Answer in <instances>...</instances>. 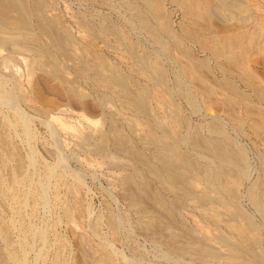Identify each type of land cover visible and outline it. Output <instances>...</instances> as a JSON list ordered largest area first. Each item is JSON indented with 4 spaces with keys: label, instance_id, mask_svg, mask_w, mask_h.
Here are the masks:
<instances>
[{
    "label": "bare ground",
    "instance_id": "1",
    "mask_svg": "<svg viewBox=\"0 0 264 264\" xmlns=\"http://www.w3.org/2000/svg\"><path fill=\"white\" fill-rule=\"evenodd\" d=\"M120 1H121V5L123 6V4H125L126 7L132 13L133 19L131 17V20H133V22L131 25L136 24L138 26L137 28H141V30L142 29L145 30L147 35L149 34L148 36L152 37L150 39L155 41L158 47L162 51H166L168 53V51H170L169 49L171 48L180 51V53L182 54L181 58L179 57L176 60H174L178 63V65L175 64L176 67L179 66L180 74L182 73L184 78L187 77L189 82L191 81L192 83H195L198 85L199 88H196V89H199L202 93L207 95V100L208 98L211 101L214 99L215 101L219 100L221 102V105L223 104L225 105L224 107L226 106L229 107L230 109L229 111L236 109L237 106H241L243 111H245V114L243 116L244 117L250 116L249 119H252V122H251L252 124L250 125L248 124V125L249 126L253 125L254 129L259 130L264 134V110L262 106H260L261 109L257 108L258 105L254 107L255 106L253 105L254 102L253 104H251L252 102H250L251 100L249 99L250 95L248 96L246 94L247 92L245 93V91L239 89L237 84L227 76L228 74L237 75L239 80L241 79L247 87L252 89V91L254 92L253 94L257 96V99L264 102V89H262L264 87L262 88L260 87L262 84L258 82V78L256 77L257 80H255V76H252L250 73L251 70L250 71L248 70L250 68H246V65H245L247 62L249 63L248 60L245 63L247 57L251 56L252 55L251 53L254 52V51L250 52L251 55H247V57L245 58L246 53L251 51L248 48L249 50L245 53V51L247 50V46H250L251 44H255V42H253V38L255 37L254 35H257V37H260L259 33L264 30V26L262 25L263 21L260 20L261 22L259 23L258 20L254 19L256 20V22L254 23L253 22L254 20H253L252 21V23H254L252 26L253 28L250 27L252 28L251 29L252 31L251 30L246 31L247 29L242 30V28L241 30H239L240 27H237V26L241 25L242 23L237 24L234 30H232L233 28L230 30L232 26L227 25V27L228 26L230 27L229 30L227 27L224 26L227 29H224L223 31H220V32L217 29H216L217 31L216 30L213 31L212 28H214V26L213 24H211V22L208 21L209 19H207V16L210 13V11L214 9V6H217L218 2L216 3L215 0H171L172 2H174L180 7L181 9L180 11H182L181 13L183 14V20L180 22L178 26L179 31L177 32L176 30H174L173 28L174 26L172 27V25L170 24L171 22H169L170 18L168 19L169 15L167 16V14H169L170 12L166 14L167 11L164 9L163 0H120ZM245 1L246 0H244V2ZM252 1H254V4H253L254 7H256L257 4L255 3V0H252ZM252 1L251 2L248 1L250 3L249 5H251ZM256 2L260 4L258 1ZM237 3H238V0H237ZM245 4H248V3H245ZM219 5H220V2H219ZM231 5L227 7L223 5L222 6L226 8L228 7L231 8L235 4H233L232 6ZM244 5H243V2L238 3V6L240 7H243ZM257 7H260V6L257 5ZM215 9L217 11L220 10V8L218 10L216 7ZM221 11L219 12L221 13ZM224 11L226 10L224 9ZM214 12H212V14H209V15L210 16L213 15ZM46 14L44 13V1L43 0H0V45L1 47L4 45H10L15 50L20 49V48L23 49L24 47L30 48V46L34 48L32 49V53L34 52V56L33 54L31 55L32 56V67H34L37 71L41 73V77H42L41 79L43 80L42 82L47 83L48 86L52 84L53 90L55 89L54 91L57 90L59 92H62L63 95L64 96L66 95L67 98L70 97V100L73 98L77 101H81L84 97L88 95L85 96L82 92H80L79 89H77L76 87L77 85L76 86L72 85L71 83L72 80H70L71 78L69 79L65 75L66 70H64V67H63V62H66L68 60H73L74 62L73 68L75 70L74 72H76L78 77H81V80L82 78L83 80L84 79L87 80V82L91 84V86L89 87L93 86L92 88H94L97 92L96 100L98 101L100 105L101 104L104 105V101L106 99L105 95H107V92L111 90L115 92L118 96H120L119 98H122L121 100H123L124 104H127L130 108H132L133 111L137 115H142L144 117H147L146 118L147 120L149 116L151 115L150 113L152 112V111L150 112V108H149L150 104L148 105V102H147V98L149 94L148 86H145V84L144 86L136 85L137 83L135 82L134 78L132 79L130 77V74L128 75V73L125 74L123 72L120 73L121 71L120 72L118 71L120 70L118 69L119 67L117 68V66L115 65H112V66L111 64L109 65L107 61L105 60L106 57L105 56L103 57L101 55L102 52L98 51L97 49H96L97 51L90 49L91 47L93 48V46H91L92 40L90 42L88 41L89 43L86 41L88 43V46H91L89 48L90 50H89L88 55L85 54L86 52L83 53L85 56H81L80 54L78 57L76 56L77 53L74 55L73 45H74L75 38H72L71 36L72 34L70 35V32L68 31L69 29H67L65 25L61 23L60 17L58 18V16L56 15L48 16ZM101 19L102 18H100V20ZM131 20H128V21H131ZM95 23L93 22L92 24L91 22V25H90V22H89L88 23L89 25L87 24L88 27L90 26L89 29L91 30V31L89 30V35L91 32L93 37L102 38L103 34H105L106 32H110L107 30H111V31L119 30V28L118 29L116 28V30L114 29L115 25L114 26L112 25L113 27H109L110 25L106 26V25H103L102 23L100 24L99 22L98 24H95ZM244 23L247 25V22H244ZM244 23L242 25H244ZM218 24H222V23H218ZM209 25H212V28L211 26L209 27ZM220 26L223 27L222 25ZM33 29L36 30V32H34ZM122 31L120 30V32ZM43 36L46 37L47 43L46 42L41 43L44 40L40 42L39 37H43ZM261 36L263 35L261 34ZM90 39H87V40H90ZM134 44H131V46H135ZM194 44L199 46L200 50L202 49L207 52H210L214 58L216 57V60L218 61V63L217 65L216 64L215 65L224 74L222 78L217 79L214 77H211V78L209 77V75L210 76L213 75L214 74L213 72H216V71H213L211 74L212 68L209 69V62H208L210 60H207L204 57L203 59L197 58L198 56L196 57L193 54L194 52L192 51L191 45H194ZM129 46L130 45H128V47ZM83 47H84V44H83ZM135 50L137 49H134V51ZM140 53L139 52L138 54L133 53L134 54L132 57L133 63L131 64L130 68L128 67L129 70L130 71L135 70L137 72H142L145 74L144 76H146V74L148 73L147 75L148 77L149 76L151 77V79L153 80V83L155 84L161 83L160 85H162L164 80L166 79V77L164 78L166 71L164 70V66H162V64L158 61L157 55L154 54L156 55L155 57L154 55L149 56L147 54L149 53L148 51L145 53L144 51L143 53L141 54ZM216 60H215V63H216ZM34 68H32L33 71H34ZM177 74H178V71H177ZM176 77L174 76V79H176ZM182 79L181 81L184 82L183 81L184 79L183 80ZM167 80H166V83H167ZM256 81L260 85H258ZM53 82L55 84H53ZM166 83L164 82L163 85H165ZM176 83H177L176 84L177 86L181 85L179 78H177ZM184 84H182V86ZM35 85H36V82H35ZM192 85L193 84H191L190 86ZM39 87L40 86H38V88ZM105 88H107L108 90L106 91ZM166 88H169V87H166ZM170 88H171V85H170ZM179 88L177 89L176 87L177 92L178 90L179 92H181L180 90L181 88L180 89ZM188 88L189 87L186 88V91L188 93H191L190 90L189 91L187 90ZM0 89L3 90V88H0ZM218 92L219 93L222 92L221 98L220 96L216 97V94ZM40 93L42 94V92ZM186 94L184 95L186 96ZM187 95L190 97L189 94ZM5 97L7 99L12 100V96H8V94L7 96L5 95ZM2 101L3 99L0 98V102ZM92 103L94 104V101ZM210 103H213V102H210ZM7 104H9L11 108H13L12 106L14 104H11V102H6V105ZM175 105L172 104L169 107L171 106L173 107ZM84 107H86V105ZM176 108L170 109V114H169L170 117H168L169 122L166 119L168 122V125H166L165 122L163 123V121H159L161 118L159 120L150 119L151 126H152L150 127L151 132L148 134L146 133V135L144 136H140L139 141H135L131 137V135L125 133L122 130L123 128L117 123L118 121L117 122L114 121V119L111 117L112 114L111 116L108 114L109 115L107 117L108 127L106 128V130L105 129L99 130L98 129L99 127L96 124H95L96 128H94V126L92 128L93 124L89 121L92 125L90 124L89 125L90 127L88 126L89 129L87 130L86 133L83 132L82 135H79L77 134L78 130L77 132L75 130L73 131L74 128L70 130L72 127L69 129V131L70 132L73 131L72 132L73 136L77 134V137H79L81 144L86 146L85 148L89 149L91 153H95V154L100 155L101 157L107 158V161L110 160L113 164L116 165V167L117 166L124 167L125 172L123 173L121 177L122 179L120 181L121 182L120 187L122 189H119V190H121L122 195L129 202L130 207L135 209L136 213L137 214L140 213V215L143 217V219H141L138 223L140 230L146 233L151 238L153 239L155 238V239L162 241L164 243L163 246L166 247L167 253L170 252V254L172 253L174 255H181V256L182 254L189 255L190 259L192 258L194 260L201 261V263L207 259L208 260L209 259L210 260L222 259L221 264H243V263L244 264H264V251L261 252L257 250L258 244H260L259 240H261L259 239V236H257L259 235L258 234L259 228H257L258 226L252 222V219H250L247 215H244V212H242L240 205L238 206V202H235L236 200L234 199L235 192H237L236 189L237 187L239 188L238 185L244 180L243 178L247 177V176L245 177V175L247 174L246 170L248 169H246V167L248 163L246 164V161H247L245 159L246 157L244 158V156H247V155L243 153L245 151L242 150L240 146L237 147L238 145L236 146V143L233 142L226 135L227 132L226 133L224 132L225 129H223V126L217 120L210 121L211 119L209 118L210 122L206 123L207 124L206 127L208 128L209 135L208 134L203 135L202 132L199 131L200 129H197V128H194L192 130L187 131L186 133H183L185 131H182V127L186 128L185 126L188 125L187 124L188 122L185 123L186 119L184 122V119L180 116L179 109L177 110ZM57 109L61 111L64 110L62 107H58ZM242 109H241V112H242ZM238 111H237V114H235V116H239L237 118H240V115H238ZM15 112L16 111H14V113ZM233 112L234 111H232V114H234ZM22 114H20L17 111L13 119H14V123L16 124V126L20 125L22 127L21 129L23 130L22 133L24 132L23 134H25L27 137L29 136L27 132L29 123L27 122L28 119L25 117V114H24V117L27 120L24 119ZM230 115H227V117ZM235 116L234 118H236ZM237 120L239 121L241 119H237ZM234 122L237 123L236 120ZM241 125L242 124H240V126ZM259 131L257 132L259 133ZM7 135L8 134H5L4 131L2 132V130H0V151H1L0 154L2 156V162H0V209H1V206L4 204L3 207H8L11 211H13L14 210L13 205H14L18 208L17 210L18 213L16 214V218H14L13 216H10L7 221L4 220V218L2 220L1 218L2 215L0 216V226L3 231L2 234L0 233V235L2 238H4L5 246H6V248L0 246V264H23L24 260L21 256L22 254L20 255V248L16 246L15 243L13 242V239L10 236V234H12L10 233V230H11V227L15 225V222L17 223L19 222L18 217L20 218V215L22 213V208L25 203V201L23 202V201L17 200V197L20 193L21 185L24 182V180L21 178V173H23L24 171L23 167H24L25 161L19 156L20 154L18 155V153L15 151V149L13 148L10 142L11 139L9 140L10 137ZM181 145L190 147V150L192 149L193 150L192 152H196L197 155L199 154L198 156H201V158H199L197 155H193V153H190V151L189 152L186 151L187 148L186 150H184L185 147L181 148ZM110 152H112L113 154H111ZM114 153H120L124 157V159L122 158L123 161L120 160L117 154H114ZM202 154L203 155L206 154L207 156L206 155L204 156H206L208 160L207 159L204 160L203 158L204 156ZM94 156L96 157V155ZM10 159L13 160L12 165L6 169L7 172H5L6 175L4 176L5 165ZM57 159H59L58 163L60 164L62 160L60 159V157H58ZM259 159L261 162L260 166L262 165L261 173L259 172L260 176L256 178L257 180L254 179L255 181L251 185L249 184V188L247 187L248 189L246 190H248V195H249L251 204H253V206L261 213L262 217L264 218V154H262ZM30 160L31 158L26 160L27 165L32 164ZM52 168L53 167H49L47 169L48 177L45 179V181L43 180L44 182L42 181L43 182L42 184L39 182L41 186H39V183H38V187H40L38 191L40 194L41 201H43L44 195H46L44 194V192L46 193L45 191L47 188L46 184L48 182L47 180H49V176L52 175ZM82 183H83V180H82ZM193 186L196 189H193L192 188ZM54 188H56V185H54ZM167 194H170L172 196L171 198L173 201L169 199L170 197L167 198ZM7 197L10 198V201H7L6 202L7 204H6L5 200ZM188 199H191V201L193 200L192 203L196 202L198 206H200V208L201 206L203 208L204 205L210 204L208 205L211 207L209 209H212L210 210V213L212 211V215L210 216H212L211 218L215 220V223L216 221L217 222L218 221L220 222V220L223 221V219L225 221V218L223 217H226V216H227V219H230V221L231 219L237 221L239 220L237 218H240L241 220H243L242 222L243 225L239 227L242 228V230L245 233L243 234L242 232H240L243 235L240 236L239 239H236V237H238L236 236L233 239L231 238L232 240L231 239L229 240L228 239L229 237L228 238L225 237L224 235L225 233L224 234L215 233L216 235L215 234L213 235L211 234V232H204L205 230H202V229H201L202 231H198V229L196 231V230H192L186 227L181 220L182 218L181 219L179 218V210H178L179 207L178 206L185 204L187 201L190 202ZM69 204L63 207L62 216L65 218L66 222L69 221V219L72 216L70 214L71 213L70 206L68 207ZM187 205H190V203H188ZM218 207H223V209L225 210V214L223 212V215L225 216L222 217V212L218 210ZM197 208L199 209V207ZM78 210H81V207ZM241 220L239 221L241 222ZM109 221H110L111 226H114V221L112 219H109ZM238 222H233V223H238ZM232 224H229V225H232ZM238 225H240V223ZM19 226H20V229L24 228L25 230L26 224L24 223L23 219L19 223ZM28 227L32 230L31 226H28ZM33 231L36 232V234H38V237L42 239L45 237L44 235H46L43 230H38V231L33 230ZM33 231H31L30 233H33ZM22 233H23V230H22ZM216 243L224 246V250L221 251L222 249L220 250L217 249ZM108 249L107 247L105 248L104 246L98 244L97 246V251H98L97 259L98 260L96 258H95L96 260H94V261L99 262V263L97 262V264H115L114 262L115 258L113 257L112 253ZM55 253H56L55 255L56 257L52 263L53 264H63L64 261H63L62 242H60L59 245L57 246V250ZM83 254L79 255L81 256V259H82V262H80V264H85V261H86L85 259L88 257V256L86 257L85 253ZM95 254H97V252ZM37 255L36 257L39 256ZM140 263H141V260H140Z\"/></svg>",
    "mask_w": 264,
    "mask_h": 264
},
{
    "label": "rangeland",
    "instance_id": "2",
    "mask_svg": "<svg viewBox=\"0 0 264 264\" xmlns=\"http://www.w3.org/2000/svg\"><path fill=\"white\" fill-rule=\"evenodd\" d=\"M43 1H44V13L45 14L47 13L46 15L48 16L56 15L58 16V18L60 17L61 23L65 25L67 29H69L68 31L70 32V35L72 34L71 35L72 38H75L74 45H73L74 48L72 47L73 54L75 55L77 53L76 56L78 57L80 54L81 56H85L83 53L86 52L85 54L88 55L90 49H93V50L97 49L98 51L102 52L101 55L103 57L104 56L106 57L105 60L107 61L109 65L111 64V66L115 65L117 66V68L119 67L118 69L120 70L118 71L119 72L121 71L120 73L123 72L125 74L128 73V75L130 74V77L132 79L134 78L135 82L137 83L136 85L144 86L145 84V86H148L149 88L148 93L151 95L148 94L147 102H148V105L150 104L149 108H150V112L151 111L152 112L150 113L151 117L149 116V118L146 120L147 117H144L142 115H137L133 111L132 108H130L127 104H124L123 100H121L122 98H119L120 96H118L115 92L111 90L107 92V95H105L106 102L104 101V105L101 104L102 105L101 106L96 100L97 92L94 88H92L93 86L89 87L91 86V84L88 83L87 80L85 79L83 80V78L81 80V77H78L76 72H74L75 70L73 68V64H74L73 60H68L66 62H63L64 70H66L65 75L69 79L71 78L70 80H72L71 81L72 85L74 86L77 85L76 86L77 89H79V91L82 92L85 96L86 95L88 96L84 97L81 101H77L73 98L70 100V97H68L69 98L68 99L66 95L65 96L63 95L62 92H59L57 90L54 91L55 89L53 90L52 84L49 85L50 86L49 87L47 83L42 82L43 80L41 79L42 78L41 73L37 71L34 67H32V56L31 55L33 54L34 56V52L32 53V49L34 48L30 46V48L24 47L26 48V49L23 48L24 50L21 48L15 50L10 45H4L2 47L0 45V83H1L0 86H2L0 88H3L4 90L3 91L2 89H0V96H1L0 98L3 99L2 101L3 103L0 102L1 104L0 105V130H2V132L4 131L5 134H8L7 136L10 137L9 140L11 139L10 142L13 148L18 153V155L20 154L19 156L22 159H24L26 163V164L24 163V167H23L24 171L23 173H21V178L24 180V182L21 185L20 193L17 197L18 201H23V202L25 201V203L22 208V213L20 215V218L18 217L19 222L18 223L15 222V225L12 226L10 230V233H12L10 234V236L13 239V242L15 243L16 246L20 248V255L22 254L21 256L24 260L23 264H53L52 262L55 260V257H56L55 252L60 242H62L63 244V261H64L63 264H80V262H82V259H81V256L79 255L83 253L86 254V257L88 256L85 259L86 260L85 264H97L98 261H94V260L98 258L97 257L98 256V251H97L98 244L104 246L105 248L107 247V249L109 248L108 250L112 253L113 257L115 258V261H114L115 264H138V263L139 264H199V263L200 264H221L222 259H219V260H210V259L208 260L207 259V260H204L206 262L203 261L201 263V261H197L192 258L190 259L189 255L182 254L181 256V255H174L172 253L170 254V252L167 253L166 247L163 246L164 243L162 241L155 239V238L153 239L150 236H148L146 233L141 231L138 226V223L141 219H143V217L140 215V213L137 214L135 209L130 207L129 202L122 195L121 190H119V189H122L120 187L121 186L120 181L122 179L121 177L123 173L125 172L124 167L123 166L116 167V165L113 164L110 160L107 161V158L101 157L100 155L95 154V153H91L89 149L85 148L86 146L81 144L79 137H77V134L82 135L83 132L86 133L91 123L93 124V125L91 124L92 128L93 126L94 128H96V125H97L99 127V128L97 127L99 130H104V129L106 130V128L108 127L107 117L109 115L111 116L112 114L111 117L114 119V121L116 122L118 121L117 123L123 128L122 130L125 133L131 135V137L135 141H139L140 136H144L146 135V133L148 134L151 132L150 127L152 126H151L150 119L159 120L161 118L159 121H163V123L165 122V124L168 125V122H169L168 117H170L169 115L170 109L176 108V107H177L176 108L177 110L179 109L180 116L184 119V122H185V119H186L185 123L188 122L187 123L188 125L186 124L187 126H185L186 128L182 127V131H185L183 133H186L189 130L197 128V129H200L199 131L202 132L203 135H206V134L209 135L208 128L206 127L207 125L206 123H209L212 120H217L218 122L221 123V125L223 126V129H225L224 132L228 133V134L226 133V135L233 142L236 143V146L238 145L237 147L240 146V148L245 151L243 153L247 155V156H244V158L246 157L245 159L247 160V161L245 160L246 164L248 163L246 167V169L248 170H246L247 174L245 175V177L246 176L247 177L243 178L244 180L238 185L239 188L237 187L236 189L237 192H235L234 199L236 200L235 202H238V206L240 205V208L242 209V212H244V215H247L250 219H252V222L258 226L257 228H259L258 229L259 235L257 236H259V239L261 240H259L260 244H258L257 250L263 252L264 251V235H263L264 234V218L262 217L261 213L253 206V204H251V201L248 195V190L246 189L249 188V184L251 185L255 180H257L256 178L259 177L261 173L262 165L260 166L261 162L259 158L262 154H264V150H263L264 149V142H263L264 134L261 131L254 129L253 125L249 126L250 124H252L251 123L252 119H249L250 116L248 117L243 116L245 114V111H243L241 106H237L240 109L236 107V109L229 111L230 110L229 107L227 106L224 107L225 105L223 104L221 105V102L219 100L215 101L214 99L211 101L209 98L207 100V95L202 93L199 89H196V88H199L198 85L195 83H192L191 81L190 83L186 76H185L186 78H184L183 74L182 73L180 74L179 66L176 67L178 63L174 60H176L179 57L181 58L182 54L180 53V51L172 49V48H171L172 51L171 49H169L170 51H168V53L166 51H162L158 47L157 43L153 41L152 39H150L152 37L148 36L149 34L147 35L145 30L143 29L141 30V28H137L138 26L136 24L131 25L133 22V20H131V17L133 19L132 13L126 7L125 4L122 3L123 6L121 5L120 0H103V2L102 0H43ZM229 1L230 0H220V1L215 0L216 3L218 2L217 6L220 8V10L217 6H214V9L211 10L209 14H212V12L214 11L215 12L213 13V15L216 13L217 14L214 16L213 15L210 16L208 14L207 16V19H209L208 21L211 22V24H213L214 26V28H212V25H209V27L211 26L213 31L217 29L220 32L227 28L229 30L230 28L229 26H232L230 30L232 28H233L232 30H234L237 24H241V23L243 24L244 22H247L248 26L244 23V25L241 24V25H238L237 27H240L239 30H241L242 28V30L247 29L246 31L248 30L250 31L253 28L252 26L256 22V20H258L259 23L263 21L262 25L264 26V0L262 1L255 0V3L260 6V7H257V5L255 4L257 8L254 7L253 5L254 1L252 0H246L245 2L244 0H238V3L243 2V5L245 3H248V4H245L243 7L238 6L237 0H233V1L231 0L230 2ZM248 1L249 2L252 1L251 5H249L250 3ZM256 1H258L260 4H258ZM219 2L221 6L219 5ZM232 2L235 5H233ZM163 5H164V9L167 11L166 14L170 12L169 14H167V16L169 15L168 19L170 18L169 20V22H171L170 24L172 25V27L174 26L173 27L174 30L178 32L179 31L178 26L180 22L183 20V14L181 13L182 11H180L181 10L180 7L174 2H172L171 0H163ZM222 5L226 7L231 5L232 7L226 8V7H223ZM215 7L219 11L222 10L223 12L221 11L220 13L219 11L215 9ZM224 9L226 11H224ZM105 15H107L110 18V20ZM100 18L102 19L100 20ZM83 20H85L86 22L88 21V22L86 23ZM128 20H131V21H128ZM223 21L224 22L226 21V22L224 23ZM252 21L254 23H252ZM89 22H90V25H91V22L92 24L93 22L94 23L97 22L95 24H98L99 22L100 24L102 23L103 25H106V26L110 25L109 27H113L115 25L114 26L115 30L116 28L117 29L119 28L118 31L116 30L118 34L116 31L107 30L110 32H106L105 34H103L102 38L93 37L91 32L89 35V30H90L89 29L90 26L88 27ZM218 23H222V24H218ZM220 25H222L223 27L224 26L227 27V25L229 26L227 28L225 27L223 28ZM218 28L219 29L221 28V29L219 30ZM120 30L121 31L123 30V31L120 32ZM34 32H36V30H34ZM259 34H260L259 35L260 37H257V35H254L255 37L253 38V42H255V44H251L250 46H247V50L245 51V53L249 49L251 51L247 52L248 54L246 53L245 58L247 57V55H251V54L252 55L247 57L245 63L247 62V60L249 61V63L247 62L245 65H246V68H250L248 70L249 71L251 70L250 73L252 76H255V80H257L256 77L258 78V82L262 84L260 86L262 88L264 87L263 86L264 85V30L260 32ZM261 34L263 36H261ZM43 37H39L40 42L44 40L41 43H45V42L47 43L46 37L44 38ZM89 37L90 38L92 37V38L90 39ZM87 39H90V40H87ZM91 40L92 41L94 40V41L92 42ZM86 41L87 42L91 41V46H93V48L91 46H88L89 42L87 43ZM130 43L131 44L135 43L134 44L135 46H131ZM83 44H84V47H83ZM128 45H130L131 47L130 46L128 47ZM132 47L137 50L134 51ZM123 48L124 49L127 48V49L124 50ZM191 48H192V51L194 52L193 54L196 57L198 56L197 58L203 59L204 57L207 60H210L208 62H209V69L212 68L211 74L213 71H216V72H213L214 73L213 75L211 76L209 75L210 78L214 77V78L220 79L224 76L222 71L216 67L218 63V61L216 60V57L214 58L210 52H207L202 49L200 50V47L197 46L196 44L191 45ZM83 49L86 51H84ZM143 51L144 53L148 51L149 53L147 54L149 56L151 55L153 56L154 54L157 55L158 61L162 64V66H164V70L167 72V73L165 72V76H164V78L166 77V79L164 80L165 83H166V80L168 79L165 85H163L164 82L162 85H160L161 83H157V84L153 83V80L151 79V77L150 76L148 77L147 75L148 73L146 74V76H144L145 74L142 72H137L135 70L134 71L129 70V68L131 67V64L133 63L132 62L133 55L138 54V52L143 53ZM250 52H253V53L250 54ZM156 55H154V57ZM29 60L31 61V63ZM215 60H216V63H215ZM31 67L34 68V71L32 70ZM31 70L33 73L31 72ZM177 71H178V74H177ZM174 76L175 77L177 76L176 79H174ZM227 76L237 84L239 89L245 91V93L247 92L246 94L248 96L250 95L249 99L252 100V101L250 100V102H252L251 104H253L254 102L253 104L255 105L254 107L258 105L257 108L261 109L260 106H262L264 110V102L261 100H258L257 96L253 94L254 92L252 91V89L247 87L241 79L239 80L237 75L228 74ZM180 77H182L184 80ZM177 78L180 79L181 87L176 85ZM235 78L237 81L235 80ZM181 79L184 82H182ZM34 80L37 86L35 85ZM83 81L84 82L86 81V82L84 83ZM258 82L257 84L260 85ZM53 84L55 83L53 82ZM182 84L184 85L182 86ZM191 84H193L194 86L193 85L190 86ZM170 85H171V88L173 89L170 88ZM38 86L40 87L38 88ZM166 87H169V88H166ZM176 87L177 89L180 87L181 89L180 88L179 89L181 90V92H179V90L177 92ZM187 87H189L187 90L188 91L190 90L191 93H188L186 91ZM105 89L106 91L108 90L107 88ZM40 92H42V94ZM4 93L6 96L7 94L8 96H12V100L7 99ZM186 93L189 94L190 97ZM184 94H186L187 97ZM219 96L220 98L222 97V92L220 93L218 92L216 94V97H219ZM93 101H94V104L92 103ZM209 101L213 103H210ZM6 102H11V104H14L12 106L13 108H11L9 104L6 105ZM165 104L166 105L168 104V105L166 106ZM172 104L174 105L176 104L175 105L176 107L175 106L169 107ZM85 105L86 107H84ZM119 105L121 108L119 107ZM58 107H62L64 110L61 111L57 109ZM241 109H242V112H241ZM227 110L229 113L227 112ZM14 111H16L15 113H17L18 111L20 114H22L23 112L22 114L23 117L25 114V117L28 119L27 122L29 123L28 124L29 127L27 129L29 136L26 137V135L23 134L24 132L22 133L23 131L21 130L22 127L20 125L16 126V124L14 123V119H13L15 115ZM232 111H234L233 112L234 114H232ZM237 111H238V115H240V118H237L239 116H235V114H237ZM226 114L227 115L231 114V115L228 116L229 117L228 118ZM233 115L236 118H234ZM25 117L24 119H26ZM83 118L85 119V121ZM166 119L168 120V122ZM237 119H241V120L244 119L245 121L239 120L241 122L240 123ZM235 120L237 121V123L234 122ZM239 123L242 125L240 126ZM69 129L70 130L73 129V131L75 130L76 132L78 130V133L73 136L72 134L73 131L70 132ZM257 131H259V133ZM183 147H185L184 150H186L187 148L186 151L188 152L190 151V153H193V155H197L196 152H192L193 151L192 149L190 150V147L181 145V148ZM110 153L113 154L112 152ZM114 154H117L118 158L123 161L124 157L120 153H114ZM94 155H96V157ZM206 156L203 157L204 160L205 159L208 160ZM58 157H60L63 164L62 162L60 164L58 163V160H59L57 159ZM198 157L201 158V156H198ZM30 158H31L30 161L32 162V164L27 165L26 160ZM12 161L13 160L10 159L6 163L5 170H4V176L6 175L5 172H7L6 169L12 165ZM0 162H2L1 154H0ZM49 167H53L52 175L49 176V180H47L48 181L46 184L47 188L45 190L46 193L44 192V194L46 195H44L45 200L43 199L44 201L43 203V201L40 200V194L38 191L40 187H38V183L40 182L42 184L45 181V179L48 177L47 169ZM82 180H83V183H82ZM40 183H39V186H41ZM52 184L56 185V188H54V185ZM69 188L71 189V191ZM192 188L196 189L194 188V186ZM169 195L170 194H167V198L170 197L169 199L172 200L171 198L172 196L171 195L169 196ZM188 200L190 202L188 201L187 202L190 203V205H187L188 203L186 202L185 204L178 206L179 208L180 207L182 208V209L178 208L179 218L180 219L182 218L181 220L186 227L192 230H196V231L197 229L198 231L205 230L204 232H211V234L213 235L215 233L216 234L225 233L224 234L225 237L226 238L229 237L228 238L229 240L231 238L233 239L236 236H238L236 237V239H239V237L245 233L242 230V228L239 227L243 225L242 224L243 220H241L240 218H237L241 220V222L237 219H236L237 221L233 219H231L230 221V219H227V216L223 217L225 216L223 215V212L225 214V210L223 209V207H218V210L222 212V217L225 218V221L223 219V221L220 220V222L216 221L215 223V220L211 218L212 216H210L212 215V211L210 213V210L212 209H209L211 207L208 206L210 204L208 205L206 204L203 206V208L202 206L200 208V206H198L196 202L192 203L193 200L192 201L191 199H188ZM7 201H10V198L7 197L5 200V203ZM114 202H116L117 204ZM67 204H69L68 207L70 206V209H71L70 214L72 216L70 215L71 218L69 219V221L66 222L65 218L62 215H63V207L66 206ZM3 206L4 204L1 206V209L2 208L3 209L2 210L0 209V212H1L0 216L2 215L1 216L2 220L4 218V220L7 221L10 216H13L14 218H16V214L18 213L17 211L18 208L16 206L13 205L14 207L13 211H11L8 207H3ZM80 207H81V210H78L80 209ZM197 207H199V209ZM192 208L194 211L192 210ZM21 218L26 224L25 230L24 228L20 229L19 223L22 220ZM109 219H112L114 221V226H111ZM233 222H238V223H233ZM227 223L229 224L233 223L232 225L234 226L229 225ZM239 223L240 225H238ZM28 226H31L32 230ZM237 226L241 229V231ZM29 229L31 231L43 230L46 235H44L45 237L42 239L38 237V234H36V232L33 231L34 234L30 233L31 231ZM22 230H23V233H22ZM2 232L3 231L0 226V233L2 234ZM240 232H242L243 234ZM23 234L25 235V237ZM0 240H1L0 246L6 248L4 238H2L1 235H0ZM216 246H217L216 247L217 249L219 250L222 249L221 251L224 250V246H222L221 244H217ZM38 248L40 249V251ZM95 251L97 252V254H95L96 253ZM36 255L38 257H36ZM140 260H141V263H140ZM179 260H181L182 262Z\"/></svg>",
    "mask_w": 264,
    "mask_h": 264
}]
</instances>
